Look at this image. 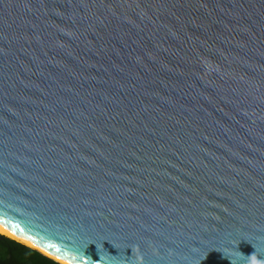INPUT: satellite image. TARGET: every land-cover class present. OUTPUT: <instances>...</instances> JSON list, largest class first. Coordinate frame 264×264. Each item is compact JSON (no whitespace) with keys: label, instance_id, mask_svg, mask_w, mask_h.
I'll return each mask as SVG.
<instances>
[{"label":"water","instance_id":"water-1","mask_svg":"<svg viewBox=\"0 0 264 264\" xmlns=\"http://www.w3.org/2000/svg\"><path fill=\"white\" fill-rule=\"evenodd\" d=\"M0 227L67 264H264V0H0Z\"/></svg>","mask_w":264,"mask_h":264},{"label":"trees","instance_id":"trees-1","mask_svg":"<svg viewBox=\"0 0 264 264\" xmlns=\"http://www.w3.org/2000/svg\"><path fill=\"white\" fill-rule=\"evenodd\" d=\"M0 264H59L5 236L0 240Z\"/></svg>","mask_w":264,"mask_h":264},{"label":"bare ground","instance_id":"bare-ground-1","mask_svg":"<svg viewBox=\"0 0 264 264\" xmlns=\"http://www.w3.org/2000/svg\"><path fill=\"white\" fill-rule=\"evenodd\" d=\"M0 235L5 236V237H7V238H10V239H12V240H15V241H17V242H19V243H21V244H23V245H25V246H27V247H29V248H35L34 246H32V245H30V244H28V243H26V242L20 240L19 238H17L16 236L12 235V234L9 233V232H7L6 230L2 229L1 227H0ZM38 251H39L41 254H43V255H45V256L51 258V259L54 260L55 262H59V263H61V264H67V263H64L63 261H61L60 259H58V258H56V257H54V256H51V255L48 254L47 252H44L43 250L38 249Z\"/></svg>","mask_w":264,"mask_h":264},{"label":"clouds","instance_id":"clouds-1","mask_svg":"<svg viewBox=\"0 0 264 264\" xmlns=\"http://www.w3.org/2000/svg\"><path fill=\"white\" fill-rule=\"evenodd\" d=\"M249 257H250V264H257V261L255 259H252L254 257V253L251 254Z\"/></svg>","mask_w":264,"mask_h":264}]
</instances>
